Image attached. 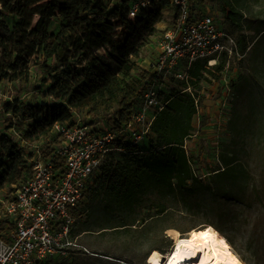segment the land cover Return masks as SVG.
<instances>
[{"label":"rangeland","instance_id":"1","mask_svg":"<svg viewBox=\"0 0 264 264\" xmlns=\"http://www.w3.org/2000/svg\"><path fill=\"white\" fill-rule=\"evenodd\" d=\"M247 1L246 26L240 32L229 26L217 0L192 2L193 12L213 16L223 32L235 39L245 36L247 45L242 57L226 60L223 71L205 73L194 91L198 110L185 150L203 186L169 196L148 193L132 211L115 208L101 194L86 193L71 232L80 248L56 256L51 259L53 264H148L147 257L155 250L163 256L162 264H167L176 244L175 232L184 237L205 223L224 235L231 251L244 263L264 264V0ZM114 6L110 2L108 11ZM173 17V10L164 13L157 33L134 59L139 69L146 72L150 68L156 42L170 28ZM4 19L11 27V17ZM60 28L61 20L55 18L49 32L56 34ZM55 65L54 59L35 56L29 62L26 82L0 80V140L10 134L18 142L19 135L33 124L24 117L28 105L53 107L58 118L65 114V105L47 95ZM132 73L139 75L138 70ZM90 118L100 128H110L115 116L111 112ZM147 145L141 144L140 150H146ZM35 146L48 156L56 140L48 134L34 141L25 147V157ZM3 160L0 147V163ZM225 162L232 164V171L218 175ZM13 189L14 185H4L0 201L10 200ZM8 225L0 202V231Z\"/></svg>","mask_w":264,"mask_h":264},{"label":"trees","instance_id":"2","mask_svg":"<svg viewBox=\"0 0 264 264\" xmlns=\"http://www.w3.org/2000/svg\"><path fill=\"white\" fill-rule=\"evenodd\" d=\"M217 1L229 26L242 31L248 1ZM110 2L115 6L108 11ZM131 3L132 0H0V80L26 82L31 58L54 59L56 65L47 95L62 102L66 109L58 118L53 107H25L24 117L33 120V124L19 135L18 142L10 134L0 140L4 158L0 163V190L6 184L19 185L30 172L21 140L31 143L48 134L53 136L52 126L69 120L72 110L85 111L91 117L112 112V130L118 131L127 124L147 77L134 59L157 33L164 13L172 10L170 0H152L148 9L131 19ZM7 15L11 17V27L4 19ZM55 18L61 20V28L52 34L49 28ZM236 42L243 55L246 37L239 36ZM108 47L112 48L107 50ZM225 64L226 58L213 68L196 62L190 71L192 94L172 89L166 96L167 104L152 123L147 149L127 146L126 153L118 158L108 157L87 193L101 194L115 208L132 211L148 193L169 196L200 189L202 182L195 176L185 150L198 110L194 91L205 73L221 72ZM133 70H138L139 75H133ZM224 165L218 175L232 171L231 163Z\"/></svg>","mask_w":264,"mask_h":264},{"label":"built area","instance_id":"3","mask_svg":"<svg viewBox=\"0 0 264 264\" xmlns=\"http://www.w3.org/2000/svg\"><path fill=\"white\" fill-rule=\"evenodd\" d=\"M151 3L132 0L129 17H138ZM170 3L171 26L156 42L146 85L127 124L118 131L100 128L91 116L72 110L69 120L52 126V152L44 156L35 146L26 157L28 176L14 186L10 200L0 201L9 224L0 231V264H45L80 248L71 238L75 212L102 163L126 153L127 146L140 147L147 141L172 89L192 94L190 71L196 62L213 68L222 58L242 57L236 39L223 32L213 16L193 12L190 0ZM33 142L20 143L27 148Z\"/></svg>","mask_w":264,"mask_h":264},{"label":"bare ground","instance_id":"4","mask_svg":"<svg viewBox=\"0 0 264 264\" xmlns=\"http://www.w3.org/2000/svg\"><path fill=\"white\" fill-rule=\"evenodd\" d=\"M211 230L209 233V237L207 242L203 238L197 237L193 239L191 233L197 232L201 233L206 230ZM176 237V244L173 250L167 256V264L170 259H173V264H235L232 260L231 256L228 255L230 252L232 256L236 257L239 264H246L244 263L237 254L231 251V247L228 242L225 240L224 235L217 230L213 225L209 223L202 224L198 227H195L189 230L184 237L177 232H175ZM223 239L227 244V248L224 245H221L219 241ZM192 241V244L189 246L181 245L180 247V254H182L185 258L179 259L173 258V253L176 252V245L181 241ZM199 247L200 250L196 251L195 256H191V253ZM153 253H157L159 255L161 264L163 263V256L158 251H151L148 255V264H151L150 258L152 257Z\"/></svg>","mask_w":264,"mask_h":264},{"label":"snow or ice","instance_id":"5","mask_svg":"<svg viewBox=\"0 0 264 264\" xmlns=\"http://www.w3.org/2000/svg\"><path fill=\"white\" fill-rule=\"evenodd\" d=\"M210 232H211L210 229L206 230L204 232H201V233L193 232V233H191V236L193 237V239H195L197 237L203 238L205 240V243H206ZM219 243L221 245H224L225 248H227V244L225 243V241L223 239H221L219 241ZM191 244H192V241L181 240L176 245V252L173 253V258H177L178 257L179 259H184L185 257L182 254H180V247H181V245L189 246ZM199 250H200V248L197 247L196 250L191 253V256H195L196 251H199ZM228 255L231 256V258L235 262V264H239V262L237 261L236 257L232 256V254L230 252L228 253ZM150 261H151V264H161L159 255L157 253H153L152 257L150 258ZM168 264H173V259H170L168 261Z\"/></svg>","mask_w":264,"mask_h":264},{"label":"crops","instance_id":"6","mask_svg":"<svg viewBox=\"0 0 264 264\" xmlns=\"http://www.w3.org/2000/svg\"><path fill=\"white\" fill-rule=\"evenodd\" d=\"M159 25H160V24H158V26H157V30H158V28H159Z\"/></svg>","mask_w":264,"mask_h":264}]
</instances>
